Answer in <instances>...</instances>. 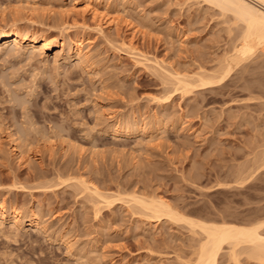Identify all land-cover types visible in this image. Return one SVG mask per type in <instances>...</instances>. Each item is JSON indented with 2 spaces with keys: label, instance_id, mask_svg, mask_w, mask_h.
<instances>
[{
  "label": "rangeland",
  "instance_id": "rangeland-1",
  "mask_svg": "<svg viewBox=\"0 0 264 264\" xmlns=\"http://www.w3.org/2000/svg\"><path fill=\"white\" fill-rule=\"evenodd\" d=\"M27 4L38 10L18 11ZM222 11L206 0H0V32L58 44L0 42V208L21 213L19 226L0 220V264L194 262L202 231L152 219L135 194L203 220H264V49L225 73L245 25ZM162 68L219 80L183 94ZM80 179L115 201L100 204ZM246 246L237 261L224 245L218 264H264Z\"/></svg>",
  "mask_w": 264,
  "mask_h": 264
},
{
  "label": "bare ground",
  "instance_id": "bare-ground-1",
  "mask_svg": "<svg viewBox=\"0 0 264 264\" xmlns=\"http://www.w3.org/2000/svg\"><path fill=\"white\" fill-rule=\"evenodd\" d=\"M206 1L210 2V4L212 3L219 6L223 10L222 11L223 13L225 11H227V13L228 11L232 12L235 18L238 21L240 20V22L243 21L245 25L244 33L242 32L243 35L242 39L240 37L241 39L240 45H238L235 48L234 53H232V55L227 57V60L225 59L226 63L225 62H224L225 64L223 63L224 64L223 71L225 73H228L233 69L234 66H236L241 61H245V59L247 60L248 57L254 54L258 49L260 50L261 48L264 49V0H206ZM28 5L29 4L24 5L22 8L18 9V11L20 10L26 14L31 15L38 10L36 6L34 7V5L33 6L32 5L28 6ZM91 10L95 16H98V11L95 7H91ZM113 20L115 21L117 19L115 18ZM106 23H108V20L105 21V24ZM97 30L99 33H104L105 31L104 25L100 24L97 27ZM9 41H14L16 46L18 47L28 45L33 48H36L39 46L40 50L43 52L46 49L58 46V44H52L51 41H49L48 39L40 40L39 36L35 33L34 34L25 33L22 29H20L19 26L9 31L0 32V42H9ZM78 43L82 44L81 41H79ZM77 50H78L77 54H79L81 60L87 58V55L83 52V49L80 46H78ZM135 56H139V54ZM142 56L145 59L144 61L149 63V65L147 66L156 67L158 69L159 67H163V63H161V60H159L158 58L152 59L149 58V56L147 55L145 56L142 55ZM144 61L142 60L141 62ZM163 69L164 68H162V70ZM164 70H166V72H171L169 74L166 73L165 71H162L165 72L164 75L169 74L168 76L172 78L171 79L172 82L174 81L173 83L175 84L174 86L176 90H180L183 94L185 92L188 93L190 91H193V89L195 88L205 89L212 87V85H214L219 80V79L216 80L217 77L214 76V74L212 75L209 74L208 72L207 73L200 72L194 76V75H190V73L181 74L176 70L174 71L173 69H172L173 71L167 69ZM167 98H169V95L166 96V99ZM13 149L15 150V154L17 156H19L20 154L21 158L22 157L25 158L26 154L23 153V151H19V147L16 144L14 145ZM81 179L80 182L83 185L82 188L92 193L93 196H95L98 199V202L100 204L107 203L110 205L113 203V201H115L113 199L115 198L114 197L115 193L112 194L111 192L110 193L102 192L91 181L90 183L87 182L86 180H81ZM130 200L133 201L136 205H138L140 210H143L147 214H149V216H151L152 219L160 220L162 217H166V216L169 218L172 217L182 220V222L184 221L188 223V225L192 227L194 230L199 229L200 231H202V234H204V240L201 241V244L198 247L199 250H197L198 254L195 261L193 260L194 262L191 263L189 261L190 264H218V257L221 251L224 249V245L226 244L231 246V251H233L232 256L236 260L238 259L237 256L239 255V254L236 255L237 253L236 248L237 249L241 248L240 245L243 244H247L248 246L250 245V248L247 246L246 247L250 249L251 253L254 256H257L258 258L260 257V259L264 258V232L261 231L264 228V220L256 221L252 224H247V223L241 224V223L222 221V220L208 221L182 214L181 212L174 209L173 206H171L163 198H159V199L146 198V196L143 197L135 194L131 197ZM20 216L21 213L19 211L13 210L11 213H9L7 209L3 205H1L0 220L2 223H4L8 218H11L13 220V224L19 226L21 222ZM29 224L32 226L34 225L39 226L40 222L38 216L34 215L33 217H31L29 220Z\"/></svg>",
  "mask_w": 264,
  "mask_h": 264
}]
</instances>
